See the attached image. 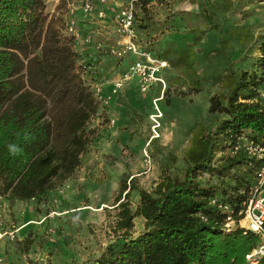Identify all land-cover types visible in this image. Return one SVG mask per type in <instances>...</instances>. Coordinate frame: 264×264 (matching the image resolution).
I'll return each instance as SVG.
<instances>
[{"label": "trees", "instance_id": "obj_1", "mask_svg": "<svg viewBox=\"0 0 264 264\" xmlns=\"http://www.w3.org/2000/svg\"><path fill=\"white\" fill-rule=\"evenodd\" d=\"M257 49L255 68H231L228 90L209 98L208 112L219 118L193 136L179 174H164L152 191L137 188L133 177L121 180L113 236L80 264H247L260 238L238 226L224 230L227 213L218 204L231 206L236 216L259 166L242 149L224 153L241 135L264 143V40ZM79 56L62 19L46 11V0H0V193L9 200L48 195L75 173L88 150L87 124L97 103ZM9 145L20 151L11 153ZM217 152L224 154L214 162ZM201 173L218 180L202 181ZM133 189L139 195L134 210ZM137 216L143 228L133 235ZM255 264H264V254Z\"/></svg>", "mask_w": 264, "mask_h": 264}, {"label": "rangeland", "instance_id": "obj_2", "mask_svg": "<svg viewBox=\"0 0 264 264\" xmlns=\"http://www.w3.org/2000/svg\"><path fill=\"white\" fill-rule=\"evenodd\" d=\"M78 4L79 0H46V11L65 26L71 8L78 22L87 18L79 14ZM134 31L141 48L166 61L158 72L161 81L142 93L137 77L126 78L121 88L129 80L132 89H124L119 101L97 103L87 124L92 137L88 150L75 173L48 195L39 200H9L0 193V264L82 263L97 255L113 236L121 180L128 183L133 177L137 188L152 191L164 174H179L193 136L219 118L208 112L209 98L228 90L231 68H255L257 44L264 40V0H152L138 6ZM93 41L95 47L100 42ZM86 45L78 42L75 49L79 62L87 59L98 67L96 81L105 74L109 80L118 73L122 77L127 65L137 59L129 55L125 57L129 61L120 63L125 58L105 53L107 46L93 49L99 56L94 61L92 49L84 53ZM119 64L126 70H119ZM100 67L104 70L97 74ZM262 90L264 83L259 88L264 102ZM157 111L161 113L159 135L152 138L150 116ZM224 153L217 152L214 162ZM198 178L218 180L208 173ZM128 200L134 210L139 201L136 189L130 190ZM133 223L136 235L143 219L137 216Z\"/></svg>", "mask_w": 264, "mask_h": 264}, {"label": "built area", "instance_id": "obj_3", "mask_svg": "<svg viewBox=\"0 0 264 264\" xmlns=\"http://www.w3.org/2000/svg\"><path fill=\"white\" fill-rule=\"evenodd\" d=\"M152 0H79L78 9L82 16L88 17L99 22L106 21L108 15L114 26V34L116 35V43L105 48V53L118 59L135 55L137 59L128 66L124 75L120 78L111 80V93L116 94L122 87L123 80L132 76L137 77V84L140 92L146 93L152 84L161 79L158 77L160 69L167 66L166 61H163L141 48L136 42V35L134 31L135 16L137 8L143 3H149ZM75 8L69 9V16L65 18L64 31L71 35L76 43L91 44L93 43V36L87 34L81 35V30L77 25V20L74 19ZM97 48H101V42L96 43ZM79 69L82 78L86 85L92 92V96L96 103L106 105L109 103V96L104 95L103 84L94 80L96 69L91 63L85 60L79 62ZM85 76V78H84ZM88 76V78L86 77ZM264 96V90L261 92ZM161 116L160 112L151 114L153 124L151 126L152 138L159 135L158 118ZM238 149H242L253 160L259 162V166L254 173L251 185L247 192L246 200L242 202L241 208L237 215H233V208L229 205L219 203L218 207L227 213L224 230L229 231L236 226L242 227L245 230H250L257 234L260 238V245L253 249L247 256V264H255L259 255L264 254V143L248 140L244 135L239 136L236 144L230 149L233 153ZM149 165L150 160H145ZM212 203H215L212 200ZM10 238L14 236V231L9 232ZM1 237V233H0Z\"/></svg>", "mask_w": 264, "mask_h": 264}, {"label": "crops", "instance_id": "obj_4", "mask_svg": "<svg viewBox=\"0 0 264 264\" xmlns=\"http://www.w3.org/2000/svg\"><path fill=\"white\" fill-rule=\"evenodd\" d=\"M81 13V11L79 10V14ZM82 15V14H80ZM85 19V20H84ZM88 17L87 18H81L82 21H77V25L78 27L80 28L81 30V35L83 36L84 35H87V34H93V38L97 41H100L102 43V47H107V46H110L109 44L111 43H116V35L114 34V26H113V22H112V19H111V15L109 14L108 15V18L106 21H102V22H96L92 19H89ZM89 21V24L86 22ZM84 21V22H83ZM77 45H78V42L76 43V48H77ZM86 45V44H84ZM84 50V53H89V49H95L96 50V47L94 44H87L86 46H84L82 48ZM87 50V51H86ZM93 50L91 51L92 52V56L90 55V57L92 59L96 58V51ZM98 51V50H97ZM83 52H81L82 54ZM86 59V58H85ZM97 60H94V61H99V56L96 58ZM128 58H125L123 61H121L120 63H124L125 61H129L127 60ZM87 60V59H86ZM85 60V61H86ZM95 66V65H94ZM120 70V68H123V65L120 67V64L119 66H117ZM128 67V65H127ZM97 66H95V69L97 70ZM126 70V68H123ZM103 68L100 67V70L97 71V74L101 71V73L103 72ZM117 74V73H116ZM105 76L106 74L103 76V77H100L97 81L98 82H101L103 84V91H104V95L105 96H109V105H112L113 103H116L117 101H119L120 97L124 96V91L127 90H131L132 89V83L128 80L123 88L119 89L117 91L116 94H112L111 93V89H112V85H111V80L112 78L116 79L119 77V73L117 74V76H114L112 77L110 80H109V77L107 79H105ZM97 78V77H96ZM133 78V77H132ZM130 78V80L132 79ZM105 79V80H104ZM104 80V81H103ZM136 84V83H135ZM125 89V90H124Z\"/></svg>", "mask_w": 264, "mask_h": 264}, {"label": "clouds", "instance_id": "obj_5", "mask_svg": "<svg viewBox=\"0 0 264 264\" xmlns=\"http://www.w3.org/2000/svg\"><path fill=\"white\" fill-rule=\"evenodd\" d=\"M9 150L13 154H16L20 151V149L16 145H9Z\"/></svg>", "mask_w": 264, "mask_h": 264}]
</instances>
